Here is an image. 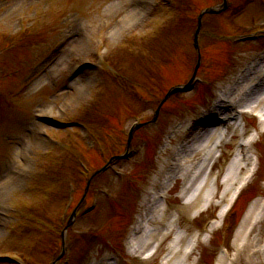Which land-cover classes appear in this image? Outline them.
<instances>
[{
	"label": "rangeland",
	"instance_id": "rangeland-1",
	"mask_svg": "<svg viewBox=\"0 0 264 264\" xmlns=\"http://www.w3.org/2000/svg\"><path fill=\"white\" fill-rule=\"evenodd\" d=\"M72 1L77 5H72ZM179 1L185 4V0ZM222 1L194 0L197 4L196 9L199 8L194 15L196 13L199 14L201 10L206 8L220 6ZM233 1L235 5L242 3V0ZM259 1L249 0L246 3H242L240 14L234 15L231 13L234 9L232 7L228 13L222 16L205 19V29L214 31L219 38H204L208 41V43L205 41L206 44L204 46L205 52L208 51L207 54L209 53V56H206L209 60L204 62V68L197 73L203 82L199 83L188 94L182 93L173 96L163 107L155 125L135 132L133 146L142 142L143 148L137 155H133L130 161H121L118 164L123 174L122 177L115 175L112 170H109L101 178L94 181L90 189H104L106 193H102L99 207L96 211L84 219L74 221L73 228L69 232L70 236L72 235L76 237L75 240H78V246L73 250L74 262L78 257L79 260L83 259L85 264H110L114 262L123 263L125 261L123 237L125 233L133 230L140 212L146 210L148 198H150L151 194H154L158 172L167 162V157L163 154L164 149L160 147V144L166 145V147L169 146L172 125L181 123V121H185L189 117H195L198 113H205L207 111V103L213 99L217 100L216 97L221 92L220 88L226 83L229 84L232 75L239 70V67L244 65L252 57L253 53L263 47L264 42H261V38L246 45H236L231 40L234 36L256 32L264 26V10L256 7L260 6L261 3ZM69 2L70 4H68ZM54 5H57V8L62 10L61 20L55 24L53 20L49 22L42 16L45 14L44 10L48 11ZM12 8L23 11L20 15L12 17L10 14ZM151 10V4L140 10H135L131 0H0L1 24L10 25L14 31H19L22 23L19 22L17 24L18 20L24 16L26 21L28 19L27 16H29V23L32 22L31 20L34 21L31 23V27L34 25L38 26L32 28L38 30L35 34L28 33L32 32V30L25 34L29 37L26 43L27 41L30 43L26 48L17 47V49H13L6 43L3 45L2 35L0 34V92L3 94L2 97L0 96V109L3 107L2 103L8 105V114L14 111L16 108L15 104L18 105V103L22 104L26 109L16 123L5 121L1 117L0 111V124L2 123L0 127V162L5 167V170L10 164L12 154L18 150L16 148L18 144H15V148L9 149L6 145L7 139H9V135L15 129L19 131V125L24 117H30L33 120L35 114L45 108L54 104L60 106L63 104L64 111L61 110L59 117H67L70 113V116L81 117L80 120L95 122L91 124L92 127L89 124V134L94 139H84L85 131L78 129L75 133H72L71 140H67L74 146L70 155L63 152L59 157L60 159H54V157L50 156L52 165H56V159H58L57 168L59 163H63L61 167L63 172L58 171L62 172L59 188L55 189L49 185V191L47 192L48 195L59 194L60 196L56 198H60V201L55 202L45 197L38 198L40 196L38 190L33 194L29 193L27 185L31 181L23 178L16 182L13 189L4 192L2 195L4 201L2 205H4L3 208L7 216L12 212L6 209L5 204L7 205L13 195H21L25 200L31 202H36L38 198L39 203L37 204L40 206V214L44 213L50 222L49 224L46 223L47 226H42L44 231L32 228L36 236H41V242L37 241L39 237L32 238V236H29L20 240L18 237L17 241L15 240L13 243L14 246H11L13 250L19 251L25 256L33 257L35 264H50L51 260L57 256L56 253L62 251V244L57 237L55 226H57V218L64 205L66 177L69 171L73 176L78 175L79 167L77 166L76 158L84 160L89 167L97 169V167L103 166L113 155L124 154L128 139L127 134L134 117L141 115L143 120H151L152 109L157 107L168 90L175 85L187 84L191 79V67L194 69L197 60L192 53L194 35L192 20L186 14V17L180 23L174 27L171 26L168 31H162L163 22L170 15L174 16V14H166L164 9H160L161 11L157 14L159 19L157 20L155 16L156 26L152 28L148 23L151 14L153 13L154 15L153 10L152 12ZM174 11L172 10L171 13ZM45 25L51 28L56 25L58 29L61 28L60 31H63L61 36L54 31L44 35V31L46 33ZM27 28L31 29L30 27ZM261 30L264 31V27ZM40 33L43 35L38 36ZM69 34L76 36V41L75 43L72 41L69 44L66 52L68 53L70 47L81 50L80 57L89 66L92 63L95 64V58H103L112 52L129 53L125 48L130 45L128 43L129 37H134L133 39L136 37L141 38L137 44L131 45L138 57L134 59L136 61H133V64L130 63L132 60L125 61L123 58L120 59L121 55H115L114 61L120 67V75L113 83L115 93L109 98L105 95L101 99L103 101H99V95L104 89L103 83L105 81L103 79L105 76L95 71L82 76L77 83L71 85L67 91H64L63 85L66 83L65 76L67 75L65 73L66 69L64 70L66 56H63L64 62H59L60 65L58 66L38 64L35 76H42L38 77L40 79L29 89L21 91L22 84L25 82L28 71L33 64L41 60V57L48 51L47 49ZM2 37L5 38L4 36ZM213 37L217 36L213 35ZM31 41H34V43L31 44ZM122 47L123 51L120 50ZM146 50H148L146 59H143V52ZM74 90L79 91L80 94L74 96L72 93ZM92 104L96 105L90 109ZM87 110H90L91 114H93L89 119L84 117V112ZM1 119L5 121L4 124ZM60 137L63 140L66 139L63 136ZM11 139H18L21 144L20 138L11 135ZM83 139L85 141H82ZM97 139H100L105 148L104 155L106 156L103 159L97 156L96 153L88 154L85 151V147H88L89 144H94ZM262 142L263 145L257 148L262 157L261 170L258 177L250 185L251 188L247 198H255L256 194L261 193L263 186L264 139ZM39 148L45 150L48 147L42 141ZM233 150L234 147L228 146V152ZM228 154L223 157V160L228 157ZM48 161V159L39 160L38 158L33 169L42 167V162H44V167L48 166ZM222 167H224V161L219 164L220 170ZM49 180L51 179L46 181ZM211 184L213 183L211 182ZM80 187L82 191L79 198L82 197L83 188L86 187V184L83 182ZM90 193L86 196L85 203L89 200ZM105 194H110V196L105 197ZM16 198L18 199V197ZM181 199L179 192L175 193L173 191L168 195L166 206L160 211V213L164 212L165 214V218L161 222L162 227L161 225H155L154 227H161L164 228V231L170 232L175 228L171 226L173 219L178 217L177 226L182 227L184 230L188 228L189 231L186 234L189 235L188 239H190L195 234L192 230H199L204 224L214 220L219 209H211L199 221H192L189 213H193V211L191 207L186 208L183 206ZM182 207L185 210L184 212H187L184 213L185 216L183 215V217L179 213V208L181 210ZM245 208L243 206L238 209L239 215L234 222L236 226ZM31 224L33 222H29L28 226ZM259 226L261 233L259 231L257 234H259L258 239L261 237L262 240L260 247L264 241V222L259 223ZM53 227L54 233H52ZM86 230L90 232L86 236H76ZM220 234L219 232L214 236L209 246L203 245L201 247V258L199 256L200 253L197 252L195 254L196 257H192L189 264H216L221 254L219 246L221 245ZM5 237L6 227H3L0 230V242H3ZM254 237L255 234L251 235V241ZM234 239L233 233L224 241V244L227 242L226 247L229 249L231 257L235 255L236 258L239 255V260L236 264H249V260L252 261V264H264L263 255L261 259L259 258L260 254H257L252 259L249 257L250 253L256 250L254 247L256 245L237 250L238 243L237 241L233 242ZM169 242L165 241L161 248ZM38 244L44 246L39 248ZM1 246L0 250L2 251L10 250V248ZM156 263L157 261L153 260L150 264Z\"/></svg>",
	"mask_w": 264,
	"mask_h": 264
},
{
	"label": "bare ground",
	"instance_id": "bare-ground-1",
	"mask_svg": "<svg viewBox=\"0 0 264 264\" xmlns=\"http://www.w3.org/2000/svg\"><path fill=\"white\" fill-rule=\"evenodd\" d=\"M261 69V67L256 66L255 68L251 69V73L256 75L258 78H262L264 76V70ZM244 81L246 83L248 78H244ZM242 88L244 87L240 85L237 91H241ZM260 90L261 89L257 88L255 85L248 86V94H242V98H248V102H250V104L246 110L252 111L255 113V115H258L261 118V123L264 125V95L257 94ZM222 94H231L230 96L232 97L235 96L231 92L227 93V90H223ZM226 98L227 97L224 96L223 99ZM231 116H234L236 123H230L229 121L225 123V125L208 130L206 135L195 144L193 153H191V149L186 150V153L189 154V156L185 159L182 158L183 164L178 167V174L174 176L175 182L179 179L183 180L182 192H187L186 196H190L192 194L193 198H190L187 203L195 208L209 204L211 207L216 209L225 202H230L228 197L231 196L238 186L243 185L242 183L249 173L250 166L252 165V159L248 157V154L252 153V147L241 143V138L244 136V132L241 130V124L238 123L239 118L233 114ZM231 134L233 135L230 136L232 137V141L234 143L233 145L237 147V151L239 152L238 156L229 165L226 175L222 176V179L216 182L215 186L212 187L210 183L206 182L204 185H202L200 190L198 184L204 174V169H207V166L213 160H215L218 152H221L227 147L229 135ZM186 136L187 131L183 128L181 130L174 131L172 140H174L175 137L176 140L181 138L186 139ZM257 158L259 165L260 158L258 156ZM197 162L202 166L200 171L194 169ZM167 190L168 192L170 191L169 189ZM162 206H166V204L164 205L163 203ZM263 215L264 200H256L250 205V208L243 217L240 227L235 233V242L237 241L238 243L237 250L242 247L243 241H246V245L249 243L247 247L254 245H256L254 246L255 248L259 247L262 241L261 237L258 239L259 234H257L259 231L261 233L260 226L257 228L254 226V228L252 227L253 231H251V235L253 236L255 234V237L252 241L251 235L249 234L248 236V232L246 231L250 230L252 220L263 217ZM221 217L222 213L218 215L217 221H219ZM174 223L175 222H173L172 225H174ZM214 227L215 225L211 227V231H213ZM166 237L167 235L163 230H154L147 242L148 247H152L153 249L155 244H158V247H160L161 244L166 240ZM184 242L185 238L180 237L179 240L174 244L173 249L169 253L167 264H183L181 261V256L186 254L185 251L182 250ZM258 252L260 253L261 250H258ZM237 260H239V255L236 257V261ZM251 262L252 261L249 260V264H252ZM234 263L235 262L232 264ZM220 264H226V262L221 259Z\"/></svg>",
	"mask_w": 264,
	"mask_h": 264
}]
</instances>
